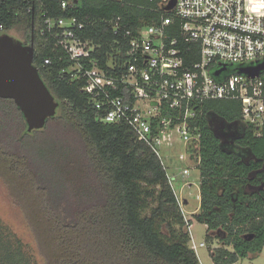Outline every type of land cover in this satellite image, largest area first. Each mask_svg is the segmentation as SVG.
Returning <instances> with one entry per match:
<instances>
[{"label":"trees","instance_id":"obj_1","mask_svg":"<svg viewBox=\"0 0 264 264\" xmlns=\"http://www.w3.org/2000/svg\"><path fill=\"white\" fill-rule=\"evenodd\" d=\"M161 1L0 0V33L18 29L28 43L33 29V65L58 102L45 125L28 132L14 100L0 97V179L30 227L41 264H201L189 244L192 220L184 219L158 157L127 124L99 119L57 44L59 29L42 32L44 16L77 17L80 38L100 47L90 58L106 67L125 57L141 26L171 13ZM213 117L241 122L240 103L201 105V199L192 218L206 225V243L215 238L212 230H225L223 245L232 249L209 247V254L214 264H233L264 245V194L248 190L264 185V169L253 175L261 161L246 164L221 150ZM256 128H246L241 144L264 161V125L258 134ZM33 261L0 222V264Z\"/></svg>","mask_w":264,"mask_h":264},{"label":"built area","instance_id":"obj_2","mask_svg":"<svg viewBox=\"0 0 264 264\" xmlns=\"http://www.w3.org/2000/svg\"><path fill=\"white\" fill-rule=\"evenodd\" d=\"M168 1H161L162 8ZM66 4L62 1V8ZM165 11L171 13L141 26L125 57L106 67L98 57L90 58L100 47L80 38L77 30L84 24L77 17L44 16L42 32L59 29L57 44L74 62L72 75L84 80L81 89L99 119L127 124L136 140L155 153L187 221L188 198L181 190L195 185L189 178L200 163L202 103L236 100L241 122L264 125V69L255 75L240 71L264 60V0H176ZM165 160L174 161L177 171L170 172ZM198 197L190 214L200 207V172ZM198 246L204 242L190 237V247Z\"/></svg>","mask_w":264,"mask_h":264},{"label":"water","instance_id":"obj_3","mask_svg":"<svg viewBox=\"0 0 264 264\" xmlns=\"http://www.w3.org/2000/svg\"><path fill=\"white\" fill-rule=\"evenodd\" d=\"M175 3L176 0H169L163 9L170 10ZM33 36L31 29L30 41L23 43L8 32L0 33V97L14 100L22 112L28 132L42 128L47 118L55 114L58 106V102L33 65ZM263 69L264 60L255 66L241 68L240 71L255 75ZM212 120L216 122V126L211 128L214 136H227L228 133L223 130L224 122L214 117ZM243 237L250 239L252 234H245Z\"/></svg>","mask_w":264,"mask_h":264},{"label":"rangeland","instance_id":"obj_4","mask_svg":"<svg viewBox=\"0 0 264 264\" xmlns=\"http://www.w3.org/2000/svg\"><path fill=\"white\" fill-rule=\"evenodd\" d=\"M14 37L21 39L22 32L18 29H12L8 32ZM23 41V40H22ZM222 107L223 104H221ZM169 167L170 172H175L174 161L165 160ZM177 162V161H175ZM198 178L199 170L197 168L191 169L190 180L195 181V185L190 188H182L181 194L187 196L188 205L184 207L186 215L192 220V225L190 226L189 234L193 238L194 242L198 244L199 242H204V246H198L195 250L197 257L201 264H214L211 256L209 254V247L217 248L220 246H225L218 239L213 238L211 242L206 243L205 238L208 234L206 225L197 222L192 218V214L188 211L194 210L198 207L199 197H198ZM180 186L179 179L174 181V187L178 191ZM193 213V212H192ZM0 222L9 229L10 233L18 237L24 245L25 251L30 254L31 258L34 260V264H41L42 257L40 256L36 241L32 235L30 227L24 218L20 208L15 203L12 196L8 193L5 184L0 179ZM190 244V243H189ZM228 249H232L230 245L225 246ZM233 264H264V245L260 252L249 253L246 257L239 258Z\"/></svg>","mask_w":264,"mask_h":264},{"label":"flooded vegetation","instance_id":"obj_5","mask_svg":"<svg viewBox=\"0 0 264 264\" xmlns=\"http://www.w3.org/2000/svg\"><path fill=\"white\" fill-rule=\"evenodd\" d=\"M212 118L209 119V124H210V128L215 127L216 126V122H214V120L211 121ZM222 121V120H221ZM225 128L223 129L225 132L228 133L227 136L223 137V138H217L215 137L218 141H219V147L221 148V150L226 151L227 154H234L235 157L238 158L239 161H243L246 164H249V162L254 161H261V167L258 168H254L253 172H251V174H255L257 171H260L261 169H264V161H262V158L256 157L251 149L249 147H243L241 144V141L243 139V136L245 135V130L246 128L249 126L243 122H230V121H223ZM230 123L231 126L229 125ZM258 128H256V134H258ZM214 135V134H213ZM262 186V187H260ZM248 190H250V192L253 191H261L264 194V185H255V186H248ZM213 235L215 236L216 239H218L220 242H222L223 244V238L226 236V232L225 230L218 228L215 230H212Z\"/></svg>","mask_w":264,"mask_h":264},{"label":"crops","instance_id":"obj_6","mask_svg":"<svg viewBox=\"0 0 264 264\" xmlns=\"http://www.w3.org/2000/svg\"><path fill=\"white\" fill-rule=\"evenodd\" d=\"M192 225V224H191ZM191 235V234H190Z\"/></svg>","mask_w":264,"mask_h":264}]
</instances>
